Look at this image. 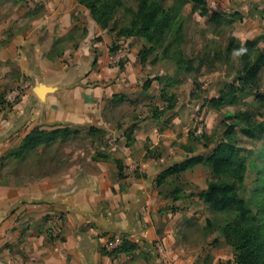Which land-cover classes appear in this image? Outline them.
Segmentation results:
<instances>
[{
	"label": "crops",
	"instance_id": "crops-1",
	"mask_svg": "<svg viewBox=\"0 0 264 264\" xmlns=\"http://www.w3.org/2000/svg\"><path fill=\"white\" fill-rule=\"evenodd\" d=\"M35 1L41 2L27 0L21 15ZM44 7L34 29L16 37L5 35L11 19L0 24V61H17L23 72L19 76L33 80L14 105L0 100V155L36 127L92 125L107 131L115 127L108 120L109 109L117 105L113 97L123 94L125 101L127 93L138 89L133 85L141 68L132 63L134 54L123 52L131 59L125 69L111 66L106 32L90 17L84 24L87 34L72 47L73 71L43 58L41 49L49 37L68 34L78 15L76 0H46ZM98 36L102 41H95ZM14 75L0 74V95L8 83L16 86ZM142 139L133 134L123 157L114 148L107 150L121 159L122 170L112 158L95 159L80 170L70 167L41 178L2 181L0 264H186L185 249L170 233L157 232L159 201L152 185L163 169L162 158L153 157ZM53 227L57 237L52 236ZM124 240L134 245L133 250L115 253ZM159 243L164 255L156 252Z\"/></svg>",
	"mask_w": 264,
	"mask_h": 264
},
{
	"label": "rangeland",
	"instance_id": "rangeland-1",
	"mask_svg": "<svg viewBox=\"0 0 264 264\" xmlns=\"http://www.w3.org/2000/svg\"><path fill=\"white\" fill-rule=\"evenodd\" d=\"M122 1L126 7L134 9L139 0ZM158 1L166 8L179 6V3L174 0ZM206 1L209 9L207 16H201L200 11L193 8V4L181 3V13L185 18L183 50L188 60H192L194 66L197 67L190 73L178 72L171 61H154L155 54L148 58L147 63L142 64L138 56V52L145 44L142 39L127 38L131 40L130 43L127 39L124 40V43H120L122 38H116L115 32L104 30L112 57L111 66L115 65L118 70L125 69L131 59L123 52L134 54V58L131 57L132 63L135 68H141L140 77L133 85L138 89L127 93V100L123 103L109 109L108 120L115 127L107 130L109 134H106L103 140L100 138V134L93 136L87 128L73 126L72 128L76 132L61 141L57 150L53 148L54 151L52 150L53 153H51L53 162L50 168L76 167L79 170L86 168L89 163H92L91 161L95 160L93 158L98 149L102 150V146L106 151L108 149L111 151L114 148L113 152L123 157L124 145L128 144L126 137L123 136L125 133L131 134V138L133 134L134 136H143L142 140H145V143L142 142L141 145L147 144L151 148L150 152L153 157L162 158L159 164L162 166L160 168H163V166L184 159L187 151L182 147L183 145L193 149L192 154L209 152L213 145L210 148H205L204 140L194 144L192 138L202 132L211 136L216 130H219L221 122L228 113L249 109L255 112L256 121L264 122V105L253 102V97L246 100V103L238 106H226L221 109L210 108L205 102L208 98L216 96L217 91L223 87L224 83L233 81L239 75L242 64L237 61L236 57L227 64L219 65L214 70L207 68L206 65L199 66L201 57L220 51L228 37L231 36L241 41L257 39L259 47L264 51V0ZM1 2L0 24L11 19L5 35L6 37H16L20 33L34 29L35 21L45 11L46 0L38 3L35 1L28 7L24 16L21 14L25 12L23 10H26L27 0H4ZM78 8L80 9L78 10ZM76 10L78 15L73 16V21L77 24L72 29L74 38L66 36L67 34L59 36V33H56L49 37L48 43L41 49L44 52L42 57L47 61L56 66L64 63L71 71L74 70V66L71 64L72 47L79 43L82 32L86 29L85 19L91 18L89 11L78 3ZM122 14H124L123 9H120L116 14L117 27L124 22ZM213 14H217L216 17L212 18ZM102 39V36L95 37L97 42ZM46 49L52 51L54 55L61 53V56L49 59L47 56L49 51H45ZM21 72L20 64L17 61L11 59L5 62L0 61V74H15L12 82L14 84L17 82L15 87L8 83L4 93L0 95V100L10 106L20 99L27 85L30 86L33 83V80L21 78L19 76V74H23ZM36 80L38 79L36 78ZM147 82L149 85L145 88ZM258 84L259 90L264 93V68L260 73ZM169 97L174 98L175 107L164 110L169 104L166 99ZM162 111H165V114L161 116V119H155L154 112ZM133 121L135 123H132ZM124 124L128 126L126 130L122 128ZM135 127H138L136 133ZM120 128L122 129L120 130ZM154 138L158 140V145L152 143L155 142ZM238 146L241 149V158L246 165L245 180L240 187V194L256 216L259 228L264 231V133L258 138L240 135L238 136ZM11 165L6 163L3 167L9 168ZM13 166L15 171L11 175L6 176L8 172L5 168L6 171L0 176V183L4 180L20 182L26 179L23 178L25 176L23 167L17 168L15 163ZM214 180L211 169L205 164H199L185 171L177 179L169 178L162 186L157 185L156 179L152 185L159 201L157 232L159 236L170 233L175 239V243L185 249L186 253L183 259H187L186 264L189 262L192 264H236L233 258V248L216 229L217 226H222L226 222L228 214L213 212L200 198V194ZM176 189H179L180 198L173 200L172 192ZM207 220L211 221L213 225L207 226ZM56 228L52 229L53 237L58 235ZM158 246L162 248L160 252L164 255L163 244L159 243L155 246L156 252H159Z\"/></svg>",
	"mask_w": 264,
	"mask_h": 264
},
{
	"label": "trees",
	"instance_id": "trees-1",
	"mask_svg": "<svg viewBox=\"0 0 264 264\" xmlns=\"http://www.w3.org/2000/svg\"><path fill=\"white\" fill-rule=\"evenodd\" d=\"M76 1L89 11L91 18L101 29L115 32L116 38L142 39L145 44L138 52L142 64L147 63L148 58L155 54L154 61H171L178 72L190 73L197 69L192 60H188L185 56L183 50L185 18L181 13V3H191L193 8L200 11L201 16H207L209 9L206 0H174L179 3L177 8H166L158 0H139L134 9L126 7L122 0ZM120 9H123L124 22L117 27L118 20L115 17ZM216 15L213 14L212 18ZM86 33L87 30L84 29L80 39L85 37ZM66 36L74 38V30H71ZM258 44L259 40L257 39L241 41L231 36L228 37L220 51L199 59V66L206 65L211 70L231 62L234 57L242 64L239 75L233 81L224 83L223 87L217 91L216 96L205 100L210 108L221 109L226 106H238L250 97H253V102L264 105V93L259 90L258 84L260 73L264 68V51ZM60 54L54 55L52 51H49L47 56L52 59ZM148 85L149 82L145 84V88ZM162 93L164 94V92ZM124 97L123 94L115 95L114 103L117 105L123 103ZM166 99L169 104L164 110L173 109L175 107L174 98ZM164 114L165 111L154 112V117L160 120ZM255 117V112L249 109L226 114L219 130H216L211 136L202 132L192 138L194 144L204 140L205 148H210L213 145L209 152L192 154L193 149L183 145L182 147L187 151L184 159L163 166L156 178L157 185L162 186L169 178L177 179L196 165L205 164L211 169L215 180L208 184L200 194V198L213 212L228 214L226 222L222 226H217L216 229L233 248V258L236 264H264V231L259 228L256 216L240 194V187L245 180L246 165L240 155L238 136L261 137L264 133V122L256 121ZM72 127V125L65 124L50 129L36 127L29 131L18 144L8 148L0 155V176L6 171L5 168L8 172L6 176L11 175L15 171L12 168L14 163L17 168L23 167L25 173L23 178H41L57 171L59 168H50L53 162L51 153L54 151L53 148L57 150L61 141L76 132ZM75 127L87 128L93 136L100 134L102 140L107 134V131L99 126ZM124 136L127 139V145H129L132 141L131 134L125 133ZM111 158L119 170H122L121 159L110 156L106 150L98 149L94 156V159L108 160ZM6 163L12 165L9 168L3 167ZM4 182H8V180H4ZM178 193L179 189L173 190L171 198L179 199ZM211 225L213 223L207 220V226ZM133 248L134 245L131 242L124 240L115 253H129Z\"/></svg>",
	"mask_w": 264,
	"mask_h": 264
},
{
	"label": "built area",
	"instance_id": "built-area-1",
	"mask_svg": "<svg viewBox=\"0 0 264 264\" xmlns=\"http://www.w3.org/2000/svg\"><path fill=\"white\" fill-rule=\"evenodd\" d=\"M41 1H43V0H41ZM161 249H162V248H161L160 246L157 247V250L159 251V252H158L159 254H162V253L160 252ZM163 252H164V251H163Z\"/></svg>",
	"mask_w": 264,
	"mask_h": 264
},
{
	"label": "water",
	"instance_id": "water-1",
	"mask_svg": "<svg viewBox=\"0 0 264 264\" xmlns=\"http://www.w3.org/2000/svg\"><path fill=\"white\" fill-rule=\"evenodd\" d=\"M37 90H38V92H42L43 91V89L40 88V87H38Z\"/></svg>",
	"mask_w": 264,
	"mask_h": 264
}]
</instances>
